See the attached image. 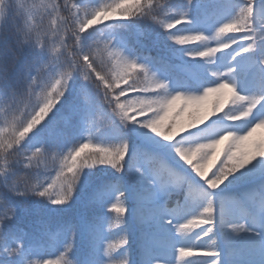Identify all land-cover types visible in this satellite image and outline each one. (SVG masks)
<instances>
[{
	"label": "snow or ice",
	"instance_id": "6c2138e0",
	"mask_svg": "<svg viewBox=\"0 0 264 264\" xmlns=\"http://www.w3.org/2000/svg\"><path fill=\"white\" fill-rule=\"evenodd\" d=\"M0 264H264V0H0Z\"/></svg>",
	"mask_w": 264,
	"mask_h": 264
},
{
	"label": "trees",
	"instance_id": "16d2710c",
	"mask_svg": "<svg viewBox=\"0 0 264 264\" xmlns=\"http://www.w3.org/2000/svg\"><path fill=\"white\" fill-rule=\"evenodd\" d=\"M223 157H221V159H222Z\"/></svg>",
	"mask_w": 264,
	"mask_h": 264
}]
</instances>
